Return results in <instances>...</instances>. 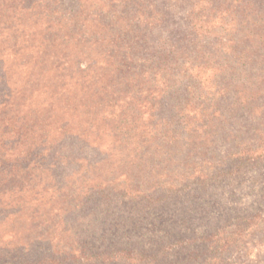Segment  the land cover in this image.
Returning <instances> with one entry per match:
<instances>
[{
    "label": "trees",
    "instance_id": "16d2710c",
    "mask_svg": "<svg viewBox=\"0 0 264 264\" xmlns=\"http://www.w3.org/2000/svg\"><path fill=\"white\" fill-rule=\"evenodd\" d=\"M53 1L64 4V0ZM38 3L39 0H0V54L11 51L9 55L14 56L24 73L9 76L4 64L0 69V223L30 225L43 218L51 226L61 214L74 217L71 223H97V232L84 226L74 230L79 244L65 246L64 258L50 259L47 264H68L65 260L73 264H169L167 259L179 248L177 243L164 246L161 255L156 256L149 254L145 242L139 238L133 241L130 235L135 230L149 235L163 211L181 205L182 194L155 197L156 188L165 186L164 180L157 178L148 182L146 190L133 183H105L101 173L112 157L111 151L105 153L106 162L95 159L88 152L95 145L88 133L95 130L94 126L88 118L86 122L82 119L86 130L82 134L74 130L73 122L83 113L92 115L94 125L100 119L104 122L103 132L107 126L118 139L122 133L113 131L112 124L117 121L116 126L127 132L118 147L123 146L128 150L125 156L134 158L137 152L128 148L136 133L131 123L141 120L138 108L163 106L161 100L177 97L170 103L176 110L196 104L203 112L213 107L211 115L217 116L224 98L215 82L214 86L208 82V65L219 63L223 44L229 45L227 59L248 58L251 51L239 50L241 45H264V0H86L70 12L69 19L47 22L42 47L33 49L35 32H29L21 19ZM99 24L107 33L105 43L111 61L62 58L67 52L60 48L69 40L78 41L77 48L81 50L96 51L87 45L97 41L93 31ZM154 97L160 101L150 99ZM224 121H232V117ZM75 139L86 144L84 156H76L81 148L73 142ZM255 164L251 162V166ZM143 168L138 166L137 175H142ZM67 171L69 174H65ZM72 176H80L81 180L67 186L66 180ZM221 178L222 175L208 183L193 182L202 187L197 188L186 214L202 208L203 195L215 189L223 181ZM96 179L100 182L96 183ZM84 215L87 216L82 218ZM63 229L61 233L69 235ZM72 229L70 226L68 231ZM122 231L123 241L118 238ZM85 232L93 237L85 240ZM42 237L39 234L37 240H44ZM49 239L58 238L54 234ZM50 247L53 252L60 250L59 245ZM77 248H81L80 254ZM27 250V245H21L14 254L21 257ZM133 253L136 256H131Z\"/></svg>",
    "mask_w": 264,
    "mask_h": 264
},
{
    "label": "rangeland",
    "instance_id": "374dc122",
    "mask_svg": "<svg viewBox=\"0 0 264 264\" xmlns=\"http://www.w3.org/2000/svg\"><path fill=\"white\" fill-rule=\"evenodd\" d=\"M85 2L86 0H64V4H61L53 0H39L29 14H25V19H21V24L29 32H35L33 49L42 47L47 22L54 24L59 20L69 19L70 12ZM93 32L97 41L87 46L96 51L88 48L81 50L77 48L78 41L69 40L60 48L67 52L62 58H72L76 62L111 61L112 57L105 43L107 33L100 24ZM228 47V44H223L219 63L208 65L206 73L208 82L213 86L215 82L217 90L223 95L221 113L212 116L213 107H210V111L203 112L196 104L176 110L170 103L177 97L161 100L164 102L163 106L138 108L141 109L138 116L141 120L131 123L135 129L132 131L136 133L128 148L131 152H137L134 158L125 156L128 150H124L123 146L118 147L127 132L116 126L117 121H112V124L113 131L118 129L122 133L118 139L107 126L103 132L104 122L100 119L95 124L99 127H95L92 115L83 113L73 122L74 130H80L78 132L82 134L86 133L82 127V119L86 122L88 118L94 126L95 130L88 133L89 136L92 135L91 140L95 145L89 147L88 152L93 153L95 159H104L106 162L105 153L111 151L112 157L102 168L105 172L101 173L105 183L124 186L133 183L146 190L149 188L148 182L157 178L164 180L165 186L156 188L158 190L154 191L155 197H178L182 194L180 197L184 198L179 201L181 205L175 204L163 211V216L156 219L157 223L149 235L146 231L140 233L138 230L130 235L134 236L131 238L133 241L139 238L145 242L149 254L156 256L161 255L159 253L164 246L177 243L179 248L167 259L169 264H264V45L261 42L250 47L241 45L239 50L245 48L246 51H251L248 58L242 57L245 59L225 58ZM10 52L0 54L1 71L4 64L9 76L24 75L14 61V56L9 55ZM150 99L160 101L158 97ZM209 99L206 98V101ZM240 103L247 106L243 108ZM191 109L199 113L188 111ZM220 115L223 120L219 119ZM101 116L106 117V114L101 113ZM151 117L153 119L150 120ZM225 117H232V121H224ZM77 139L73 142H77V147L81 149L76 156H84L86 144L82 140L76 141ZM126 157L131 159L126 160ZM93 160L90 158L91 163ZM252 161H256L254 166H251ZM140 165L144 166L142 175H137ZM65 174H69V171ZM220 175L223 176V181L203 195L202 208L194 214H186L190 200L196 198L197 188L202 187L193 185V182L202 180L208 183ZM80 180V176H72L66 180L69 182L67 186ZM86 180L83 179V182ZM95 182H100V179ZM186 186H189L188 190ZM88 212L89 208L86 214ZM180 213H183L182 216ZM66 216L61 214L51 226V222H45L43 218L35 219L30 225L19 222L0 223V264H23L26 261L40 260H44L42 264H47L50 259L64 258L65 246L79 244L77 233L74 237L73 232H77L80 226L97 232L96 222L71 223L75 218ZM85 216L87 215L82 218ZM144 223L146 225L148 221ZM70 226L73 231H68ZM62 229L69 235L62 234ZM123 233L125 232L122 231L118 236L122 241ZM39 234H43L41 239L44 240H37ZM54 234L58 239L50 240ZM88 234L89 232H85L82 237L85 240L93 237ZM21 245H27L28 250L21 257L16 256L14 250ZM55 245H59L60 250L53 252L50 246ZM80 252L81 248H77V254ZM131 256L136 255L133 253ZM14 257H17L16 261ZM65 261L73 264L69 260Z\"/></svg>",
    "mask_w": 264,
    "mask_h": 264
}]
</instances>
